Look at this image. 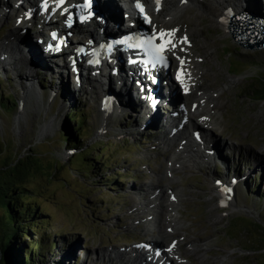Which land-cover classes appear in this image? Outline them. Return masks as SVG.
<instances>
[{"label":"rangeland","instance_id":"374dc122","mask_svg":"<svg viewBox=\"0 0 264 264\" xmlns=\"http://www.w3.org/2000/svg\"><path fill=\"white\" fill-rule=\"evenodd\" d=\"M1 1L6 6L4 13L9 14L4 21L13 29L14 9L26 6L30 0H21L18 6L11 0ZM7 1L12 3L7 6ZM201 1L206 4L181 1L187 9L178 22L184 21V32H192L189 34L191 55L204 58L200 63L203 79L198 81L201 89L212 96L217 93L218 99L211 100V106L218 113L213 116L216 124L212 136L216 138V147L220 148L224 161H228L221 162L220 150L219 159L215 161L205 153L199 168L177 170L169 175L172 179L169 186L173 189L166 188L180 200L176 214L180 224L177 223L183 225L187 234L181 240V233H176L164 245L177 239L183 264H191L184 258L186 256L193 259V264H264V232L259 227V224L264 225V202H259L264 200V97L259 91L264 83V50L250 52L238 47L218 24L223 10L224 14L233 10L229 16L264 13V0ZM234 6H243V9ZM3 23L0 21V40L9 32L1 27ZM22 31L31 34L34 29L29 27ZM168 57L176 69L174 55L168 53ZM39 58L36 49L33 62L46 61ZM15 62L0 68V95L3 94V99L7 96L6 102L12 105V97L18 99L20 92L26 106L18 110L13 104L11 113L2 108L10 115L0 111V169L13 168L18 161L22 162L18 170L26 165L40 167L22 177L30 189L24 192L27 207L38 206L42 215L39 234L31 236V240L24 237V241L36 243L41 249L36 254L41 252L50 258L59 249L62 264H120L113 255L115 251L126 252L153 238L160 240L158 233L151 231L157 229V225L146 213L151 207L145 206L151 194L146 193L145 186L150 185L157 192L170 183L163 182L160 174L166 167L165 158L169 152L164 149L167 148L165 142L158 141L160 130L153 124L155 121L150 122L148 111L136 118L135 105L131 102H109L110 117L104 122L101 103L107 104L106 99L111 97L109 91L102 93L97 84L79 91L70 79L69 92L72 93L69 96L62 89L66 81L63 71L59 75L53 71L56 68L51 71L38 64L32 69L34 73L27 77L29 73L23 62ZM17 70L25 75L19 76ZM170 77L173 80L172 72ZM38 78L43 88L38 85ZM109 89L113 90V86ZM58 90L64 92L67 99L58 98ZM176 92L179 94L178 90ZM54 99L57 100L55 104ZM193 101L194 96L189 103L184 102V108L189 111L192 107V114L197 115L200 111ZM149 105L148 101L147 107ZM173 106L180 105L174 103ZM166 107L160 104L156 108L163 120L167 118ZM70 110L81 112L85 120L81 126L84 134L81 149L71 153L66 150L61 138L65 136L60 133L64 117ZM143 116L147 117L146 121ZM196 117L191 116L194 122H198ZM179 120L180 117L175 122ZM50 122L49 131L40 133L41 125ZM188 131L191 135L192 130ZM88 154L96 160L87 159ZM91 165L93 172L96 168L100 170L96 176L90 174ZM7 174L12 177L15 171L8 170ZM2 176L0 173V179ZM221 189L227 192L226 196L236 209L218 208L215 201L210 204ZM245 191L254 198L247 197ZM164 196L168 198L167 194ZM250 198L253 202H249ZM135 207L142 214L144 212L141 220L133 212ZM242 209L251 213L245 215L246 220L239 218L243 213L238 210ZM176 212L164 214L174 217ZM3 220L5 210L0 206V235ZM201 240L200 249L196 243ZM190 242L199 249L193 251L185 247ZM157 250L162 248L157 247Z\"/></svg>","mask_w":264,"mask_h":264},{"label":"bare ground","instance_id":"6f19581e","mask_svg":"<svg viewBox=\"0 0 264 264\" xmlns=\"http://www.w3.org/2000/svg\"><path fill=\"white\" fill-rule=\"evenodd\" d=\"M20 1L21 0H12L13 4L17 6ZM175 1L176 0H166L165 3L160 6L152 7L151 10L156 20L155 22H152L150 27L159 25V28L156 30H160L161 32L165 33L174 32V37H170L169 39H171L172 43L175 44V47L171 48V46L169 45L171 50H168L167 54L171 53L174 55L176 59V69L181 70L182 83L177 84L174 81L172 82L168 78V74H164L161 75V78L163 80L162 82H164V84H162L160 87H157L149 82V77H160V74L153 73L147 76V82L146 78L144 80L137 81L134 79L131 71L126 70L125 67L120 64L121 61H119V59L117 58L114 59V65H103L101 71L96 69L99 72L98 76L100 78L94 77L96 70L89 69V67L85 64L86 61L89 60V55L87 54V52L78 53L77 51H74L73 53L70 51L68 56H64L62 58L63 60L71 58L69 62L65 60L62 61V63H56V60H54L60 58L59 56H61L60 54L62 53V48L57 49L53 45L57 41H59L61 36H66L68 32H71V34H75V36L67 37L66 43L68 42L74 45L84 44L86 47V51L90 50L92 38L100 35L102 38L104 36H106V38L112 36L113 32L110 30L108 25H110L111 22L115 21V18L117 16V13L114 12V8H109L107 6L106 9H103L101 8V5L97 3V0H93L89 3V7L87 10H92L94 12L93 16L89 18V21L92 22L84 25L76 24V26L83 28L94 22L96 31L90 33L88 37L87 33L92 29L88 28L85 31L78 32H74L73 30L72 32V30L70 31L69 29H66L65 20L60 17H58L60 18L58 25H54L52 29L48 27L41 29L39 27L40 25L42 26V24H45V22H47L46 20H48V22H50V20L48 17L43 16L41 18V23H38L36 16H40V11H44L46 6H48L47 11L49 13L52 14L53 12H55L58 7L59 0H30L26 6L15 8L14 12L12 13V15H15V17L13 18L15 19V26L13 27V29L10 28V24L5 23V21L9 18V14L4 13L6 6L0 0V16L2 18L0 21L4 22L1 27L4 29V31H9L7 37L0 40V68H4L5 66L9 65L11 66V64H13L16 60H19V63L23 62L22 65L25 66L26 70L29 73L26 76L29 77L30 74L34 73L32 69L36 68V66L40 63L38 60L40 59L39 57L45 58L51 56V61L53 60L57 66L62 67L63 72L65 73L66 81L68 83V90H70V79H72L73 83H75V86L79 91H83L85 87L93 85L95 86L97 84L102 93H106L105 90L109 91L108 93L111 95V99L108 102H110V104H122L123 102L128 101L132 103L131 105H135L134 110L136 118L142 116L145 110H147L151 115L150 117L152 118L150 122L155 121L156 123L153 124L155 125V127L158 126V130H160V139L158 141L161 144H164V142L165 144H173L172 147L171 145H168L167 148L164 147L165 150H168L169 156L165 158L166 167L163 173H160L163 177V182L169 181L170 183L163 186V189L157 192L150 185L145 186L147 187L145 188L146 193L151 194V199L145 204V206L151 205V207L148 208V212L146 213L148 214V217H150V219L157 225V232L160 240L153 238L151 239V241L144 243L143 247H134L126 252L115 251L113 255L123 264H159L161 261H163L165 264H183L180 261L182 257L180 254L181 251H179L178 240L171 239L167 245H164V243L169 238L175 236L174 234L176 233H181V240H183V237L187 234V230H184L183 225H179L180 223L178 222L176 216L179 209V204L177 203V201L180 200L176 198V194L166 188L171 187L169 185L172 184V179H169L168 177L170 174L177 173V170L184 171L186 169L199 168V163L201 162L205 153H207L209 158L213 161L219 159L218 150H220V148L217 149L216 145L218 144L216 143V138L212 136V128L216 124L215 118H213V116L218 115V113H215L213 107L211 106L212 98L218 99V97H215L217 93H214V96H212L211 94L207 93V90L201 89L202 84L198 81L203 79L202 75L204 71L200 68V63L204 61V58L193 57L191 55L192 38H190L189 34L192 32H184V21L182 20L181 24H179L178 22L180 18H182V12L186 10L187 7L184 8L183 6L185 5L181 4V1L183 0H178L176 3ZM184 1L189 3L197 2V4H202L204 2H202L201 0ZM12 2L7 1V6ZM204 4L206 3H203V5ZM242 7L243 6H234V8L236 9H243ZM83 12L84 10H80L78 13L82 14ZM224 13L225 12L223 10L220 13V18L225 17ZM218 24L220 25L219 22ZM29 27L34 29V32L28 34L25 31H22L24 30V28ZM221 27L222 29H224L223 26ZM44 32H46L47 34L45 35ZM54 32L58 33V37L55 42L51 41V34H54ZM185 38H187L186 43L184 42ZM63 42L64 41H62V43ZM36 49L38 59L33 62ZM73 49L75 48H72V50ZM51 50L53 51V55L51 54ZM30 57H32V59H29ZM111 59L112 57L110 58V60ZM71 61H74L73 66L70 65ZM103 61L101 62V64H107L106 60ZM181 61H183V63H181ZM16 65H18V63ZM43 67L45 69L47 68L48 70H51V68L48 66V63L44 64ZM112 69H115L114 74L110 72ZM87 70V74L83 73ZM106 70L109 71L107 74ZM68 71H70V73ZM16 72L19 73L18 75L21 77L25 75L18 70ZM113 82H115V84L112 85ZM136 84L138 85V87L136 86ZM112 86L113 90H110L109 88L112 89ZM144 87L149 89L148 93L145 92V90L143 89ZM177 90L185 96L184 100H186L187 103H189V101H192V96H194V101L192 104H194L200 112L197 115H193L192 107L189 111H186L184 107L181 109L179 107H170L171 109H169L168 111L172 112V114L169 115L167 119L171 120V124L169 125V129H167L165 128V121L167 120L161 119L160 113L156 108L157 106L159 107L160 104H164V101L170 100L171 98L168 97L170 94L174 95V97H172L173 99L170 101H173L177 105L184 103L182 101L183 98L178 95V92H176ZM150 95L151 97L160 96L162 98L155 109H153L150 105L149 107H147V100L151 98L149 97ZM207 99H209V102H206ZM124 105H126V103H124ZM166 112L167 111L165 110V113ZM20 114L21 113H18V115ZM191 116H197L196 120L199 122V126L198 122L195 121L194 123L195 126L197 125L200 131V136L198 139H193V137L190 136L188 132L189 128L194 129V126H192ZM179 117V122H175ZM186 117L187 123H181L182 120ZM16 121H18V119H16ZM50 125L51 122L41 125L40 133L48 132V128L50 127ZM220 157L221 162L225 160V158L222 157L221 150ZM227 161L228 160L226 159V161L224 162ZM172 189L173 187H171V190ZM134 190L135 189H133V191ZM165 194L168 195V198H165ZM214 201L217 204L219 203L218 196L213 197V199L210 201V204H213ZM229 204L232 205V201ZM169 211H177L175 214H173L175 218L173 216L167 217L164 214ZM133 212L139 220L142 219V215L144 214V212L142 214L140 212V209L136 207L135 209H133ZM201 243L202 240L201 242L196 243V245H199ZM199 246L201 249V245ZM157 247H161L163 249L159 254H156L155 252ZM185 247H188L193 251L195 249H199V247L195 246L193 242H190L189 246ZM111 257L112 256H109V258ZM184 258H187L189 263H194L192 262V258L191 260L187 256ZM119 261L118 263H120Z\"/></svg>","mask_w":264,"mask_h":264},{"label":"trees","instance_id":"16d2710c","mask_svg":"<svg viewBox=\"0 0 264 264\" xmlns=\"http://www.w3.org/2000/svg\"><path fill=\"white\" fill-rule=\"evenodd\" d=\"M258 15L261 19L264 20V13ZM52 70L53 69H51V71ZM53 71L57 72L58 74L61 72L58 68ZM39 75L41 76V73H39ZM63 78L64 80H66L64 76ZM38 85H40V88H43V82L39 78ZM62 89L66 94L71 96L72 92H69L68 90L67 81L63 83ZM259 91L261 93V96L264 97V83L262 89ZM64 92L62 94L58 90L56 92L58 98L64 96L63 99H67V96H65L66 94H64ZM47 93H49V91ZM2 96L3 94L0 95V111L4 112V109L2 108H5L6 110H9V113H11L13 111L12 107L14 105L6 102L5 98L7 96L4 99ZM56 101L57 100L54 99V104ZM64 105H66L65 102ZM83 121L85 122L84 116L79 111L77 113V110H70L69 113H67L64 117V125L60 128V133L65 136L61 138L64 139L63 143H65L66 150H68L70 153L81 149V140H84L83 130L81 129ZM94 158L95 157L92 154L87 155V159H89L90 161H95L96 159ZM21 163V161H18L13 166V168L8 169L15 171V175H13L12 177L11 175L7 174V167H5V169H0V173L3 174L0 179V206L5 210V220H3L4 228L0 235V264H50V261H52L51 264H62L63 262H60V256L58 255L60 253L59 249L55 253H51L52 257L50 258L48 256H44L41 252L39 254H36L38 253V251H41L40 247H38L39 245H37L36 243L32 244L28 243L26 240L24 241V237H29L31 240V236L39 234L40 231L38 229V224H41L42 222L40 221L42 215L41 211H39L38 209V206L29 208L27 207L28 203H26L24 192H30V189L28 183L24 184L22 181V177L26 176L28 173H32L33 170H38L40 167L38 165H26L23 167V169L18 170ZM95 164L100 167H102L103 165V163ZM93 170L94 168L92 166L90 174L93 176H96L97 172L100 173V170L98 168H96L94 172ZM236 192H238V190ZM245 193L247 197L251 195L248 193V191H245ZM236 196L237 195L235 193V197ZM251 198H254V196L251 195ZM251 198L249 202H253V199ZM18 200L20 201V203H18ZM259 202H264V200ZM262 210V212H264L263 208ZM30 222L33 223L30 224ZM42 234L44 235V233ZM61 235L64 236V234L62 233ZM50 246L52 248L56 247V245L54 244H50Z\"/></svg>","mask_w":264,"mask_h":264},{"label":"water","instance_id":"95a60500","mask_svg":"<svg viewBox=\"0 0 264 264\" xmlns=\"http://www.w3.org/2000/svg\"><path fill=\"white\" fill-rule=\"evenodd\" d=\"M218 22L221 26H223L224 29L222 30L227 33V35H229L231 41L238 47L250 52H258L264 50V21L257 15L247 12L242 15L238 14L231 17H221ZM220 25L219 27H221ZM18 95V99L16 100L14 97H12V101L14 102L13 104L16 105L18 110L22 108V106L24 109V101L20 95V92ZM101 104L104 113L103 121L105 122L110 117V109L104 102H102ZM64 146L66 147V145ZM216 194L219 198L218 208L236 209L229 204L231 200L225 199L224 196L220 195L219 193ZM238 212L243 213L239 218H243L245 220V215H251L249 211L243 209L238 210ZM259 227L264 232V225L259 224Z\"/></svg>","mask_w":264,"mask_h":264},{"label":"snow or ice","instance_id":"6c2138e0","mask_svg":"<svg viewBox=\"0 0 264 264\" xmlns=\"http://www.w3.org/2000/svg\"><path fill=\"white\" fill-rule=\"evenodd\" d=\"M61 2H63V0H61ZM157 3H159V0H157ZM141 11H143V9H141ZM147 19L148 18L145 16V20ZM170 37H174V32H170V33L161 32L158 37L156 36L152 37V40L159 39L161 41L159 45L152 44L151 40L147 41V43L151 44L152 48L155 49L157 55L159 56V60L161 62L164 61L163 53L175 47V44H173L171 39H169ZM184 42L185 43L187 42V38L184 39ZM169 45L171 46V48L169 47ZM181 63H183V61H181Z\"/></svg>","mask_w":264,"mask_h":264}]
</instances>
